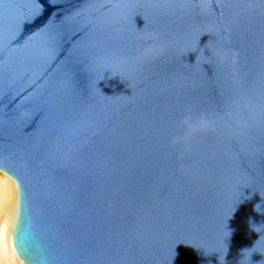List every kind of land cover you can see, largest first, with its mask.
Listing matches in <instances>:
<instances>
[{
  "label": "water",
  "instance_id": "1",
  "mask_svg": "<svg viewBox=\"0 0 264 264\" xmlns=\"http://www.w3.org/2000/svg\"><path fill=\"white\" fill-rule=\"evenodd\" d=\"M0 171L24 264H264V0H0Z\"/></svg>",
  "mask_w": 264,
  "mask_h": 264
},
{
  "label": "bare ground",
  "instance_id": "2",
  "mask_svg": "<svg viewBox=\"0 0 264 264\" xmlns=\"http://www.w3.org/2000/svg\"><path fill=\"white\" fill-rule=\"evenodd\" d=\"M2 173H0V264H24L18 257L12 241L17 215V186L14 180ZM3 220L9 223L8 226L2 225Z\"/></svg>",
  "mask_w": 264,
  "mask_h": 264
},
{
  "label": "rangeland",
  "instance_id": "3",
  "mask_svg": "<svg viewBox=\"0 0 264 264\" xmlns=\"http://www.w3.org/2000/svg\"><path fill=\"white\" fill-rule=\"evenodd\" d=\"M0 173H2V172L0 171ZM2 174H3V173H2ZM4 224H7V226H8L9 223H8L7 221L3 220V221H2V225H4Z\"/></svg>",
  "mask_w": 264,
  "mask_h": 264
}]
</instances>
